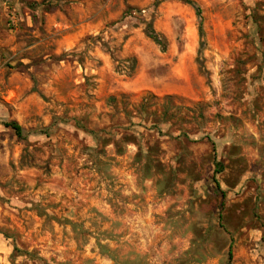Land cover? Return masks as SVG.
<instances>
[{"label":"rangeland","instance_id":"374dc122","mask_svg":"<svg viewBox=\"0 0 264 264\" xmlns=\"http://www.w3.org/2000/svg\"><path fill=\"white\" fill-rule=\"evenodd\" d=\"M190 1L0 0V264H264V0Z\"/></svg>","mask_w":264,"mask_h":264},{"label":"trees","instance_id":"16d2710c","mask_svg":"<svg viewBox=\"0 0 264 264\" xmlns=\"http://www.w3.org/2000/svg\"><path fill=\"white\" fill-rule=\"evenodd\" d=\"M185 2H187V3H191L192 1H190V0H185ZM154 38H155V40L159 43V44H161V40H160V38H158L156 35L154 36ZM7 127H11L15 132H16V134L19 136V137H22L23 136V128L21 127V125L19 124V123H17V122H10V123H6L5 124ZM91 133H94V134H96V132L94 131V132H91ZM107 133V132H106ZM109 134V133H108ZM107 134V135H108ZM215 183L217 184V181H215ZM229 256L231 257L232 255H231V251H230V253H229Z\"/></svg>","mask_w":264,"mask_h":264}]
</instances>
